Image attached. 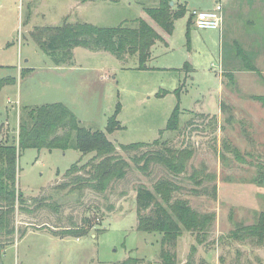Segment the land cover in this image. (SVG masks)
<instances>
[{"label":"rangeland","instance_id":"rangeland-1","mask_svg":"<svg viewBox=\"0 0 264 264\" xmlns=\"http://www.w3.org/2000/svg\"><path fill=\"white\" fill-rule=\"evenodd\" d=\"M173 1V6L185 4L188 12L169 34L146 11L160 0H22V9L20 0H0V80H14L0 90V123L8 124L12 142L19 144L23 107L62 102L82 125L106 132L116 154L131 164L126 177L105 193L88 188L80 196L61 185L70 180L67 170L87 163L94 153L20 149L17 187L28 210H17L19 230L13 242L0 245V264H112L129 257L140 260L135 264H164L163 234L137 229V190L142 185L153 189L160 178L180 186L175 198L202 213H216L211 230L200 234L207 235L205 242L183 230L171 246L177 264H264V244L231 237L239 223L251 224L256 212L264 211V186L254 182L264 172V0H223L226 16L231 13L229 28L193 24L190 31L192 11L214 7V0ZM142 18L164 36L146 68H140L137 55L119 58L85 47L74 49L71 65L57 66L30 36L36 25L82 21L136 27ZM237 46L257 50L259 73L244 70ZM177 107L180 129L165 131ZM113 117L121 127L109 133ZM163 131L161 138L172 146L194 151L179 176L157 163L142 170L132 160L157 145L130 152L122 148L153 142ZM41 197L51 207L41 203L40 208L35 199ZM74 220L93 225L91 231L54 234Z\"/></svg>","mask_w":264,"mask_h":264},{"label":"trees","instance_id":"trees-1","mask_svg":"<svg viewBox=\"0 0 264 264\" xmlns=\"http://www.w3.org/2000/svg\"><path fill=\"white\" fill-rule=\"evenodd\" d=\"M173 0H160L159 6L146 8L147 13L169 34H173L175 21L188 12L185 4ZM190 15V23H193ZM27 23V22H26ZM189 36V32H187ZM34 40L48 55L53 57L57 66L71 65L74 49L85 47L93 51L107 50L121 58L125 54L137 55L140 68H146V63L152 57L153 47L163 36L145 19H139L136 27L120 24L118 26H99L89 22H64L57 25H36L30 31ZM243 57V68L258 71L252 62V51H244L237 46L236 57ZM259 73V72H257ZM228 75H233L232 71ZM14 82L11 78L0 80V90L5 84ZM180 110L177 107L165 131L180 129ZM121 127L115 117L111 118L107 132L113 133ZM161 136L153 142H136L122 145L125 151H137L143 147L154 145L160 148L151 149L141 155L134 154L132 160L136 165L146 170L151 163L161 164L174 176L182 174L192 158L194 151L191 147L178 148L172 146ZM22 148L76 149L84 154L94 153L91 159L83 164L75 163L65 177L69 182L61 185V189L69 188L81 196L85 189L91 188L98 193H105L111 185L126 177L131 168L130 162L118 156L117 146L109 139L106 132L93 131L77 119L67 105L62 102L48 103L41 106H25L20 112L19 144L12 142L8 124L0 123V245L6 241L13 242L19 230L15 216L17 210H28L25 194L17 187V163L19 151ZM193 177V175H192ZM254 182L264 186V172L261 170ZM196 183H200L197 179ZM180 186L170 178H160L153 189L142 185L137 190V229L140 231L160 232L162 237L161 257L164 264H177L176 254L171 246L177 243L183 230L198 233L199 242H205L200 234H207L216 220L215 212H200L194 209L186 199L175 198ZM215 193L217 187H214ZM38 205L46 202V197L35 199ZM42 203V204H41ZM48 207L50 204L45 203ZM52 210L56 212L59 204L55 203ZM84 222L88 219H84ZM61 226L54 232L56 236L86 234L93 225ZM59 231V232H58ZM27 230H22L25 234ZM231 237L238 241L251 240L257 244H264V211L256 212L255 220L251 224L239 223L231 233ZM9 244V243H8ZM140 260L129 257L121 262L112 264H135Z\"/></svg>","mask_w":264,"mask_h":264},{"label":"built area","instance_id":"built-area-1","mask_svg":"<svg viewBox=\"0 0 264 264\" xmlns=\"http://www.w3.org/2000/svg\"><path fill=\"white\" fill-rule=\"evenodd\" d=\"M215 6L212 9H194L191 13L194 24L200 29H222L224 22V2L214 0ZM22 9V0H20Z\"/></svg>","mask_w":264,"mask_h":264},{"label":"crops","instance_id":"crops-1","mask_svg":"<svg viewBox=\"0 0 264 264\" xmlns=\"http://www.w3.org/2000/svg\"><path fill=\"white\" fill-rule=\"evenodd\" d=\"M225 3V2H224ZM212 8H214V7H209L208 9H212ZM230 15H231V13H229V14H227V16H226V14H225V12H224V22H223V27H222V29L224 28V26H226L227 25V27L229 28V19H230ZM252 23V22H251ZM28 24V23H27ZM194 24V21H193V23L191 22L190 23V19H189V21H188V30L190 31V29H191V27H192V25ZM32 27H30L29 29H27V30H30ZM227 28V29H228ZM33 29V28H32ZM31 29V30H32ZM226 29V30H227ZM30 30V31H31ZM157 30V29H156ZM159 32V31H158ZM160 33V32H159ZM161 34V33H160ZM162 35V34H161ZM163 36V35H162ZM164 37V36H163ZM160 42H162V41H158L156 44H155V46L154 47H156V45L157 44H159ZM258 43V42H257ZM256 44V43H255ZM153 47V48H154ZM247 51V50H246ZM249 51H252L253 52V56H252V58H251V60H252V62L254 63V59H255V57L257 56V50L256 49H253V50H249ZM152 55H153V52H152ZM28 61V60H27ZM242 62V61H241ZM242 64V63H241ZM255 64V63H254ZM255 66L258 68V69H260L259 67H258V65H256L255 64ZM147 67V66H146ZM244 70H247V69H244ZM230 71H234V70H232V69H230V70H228L227 72H230ZM249 71H253V70H249ZM254 72H260V70H258V71H254Z\"/></svg>","mask_w":264,"mask_h":264},{"label":"water","instance_id":"water-1","mask_svg":"<svg viewBox=\"0 0 264 264\" xmlns=\"http://www.w3.org/2000/svg\"><path fill=\"white\" fill-rule=\"evenodd\" d=\"M171 5H174V1H171Z\"/></svg>","mask_w":264,"mask_h":264}]
</instances>
